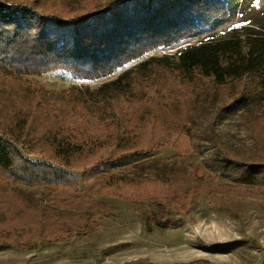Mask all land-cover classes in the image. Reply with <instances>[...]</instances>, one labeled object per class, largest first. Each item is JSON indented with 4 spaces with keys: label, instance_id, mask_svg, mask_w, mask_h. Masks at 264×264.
<instances>
[{
    "label": "rangeland",
    "instance_id": "obj_1",
    "mask_svg": "<svg viewBox=\"0 0 264 264\" xmlns=\"http://www.w3.org/2000/svg\"><path fill=\"white\" fill-rule=\"evenodd\" d=\"M226 1L230 9L226 17L93 80L77 78L62 68L19 74L0 58V110L6 111L0 118L2 124L25 117L42 129L49 126L68 132L75 127L85 137L91 130L96 132V127L91 128L85 116L74 114L61 93L74 86H89L96 92L106 86L85 103L101 122L137 123L136 129H130L134 133L147 124L143 135L154 125L162 134L174 132L173 140L151 155L101 169L92 181L83 178L84 169L50 159L47 154L52 148L47 143L37 149L20 146L26 158L44 161L77 177L85 203L75 206L74 201L71 206L52 198L51 189L57 186L48 182L26 184L11 179L10 187L20 189L31 201L29 205L39 207L40 212L46 210L57 220L88 219L90 227L88 234L39 242L31 248L0 243V264H264V172L255 176L250 169L241 168L249 164L264 169V91L246 85L244 80L218 86L198 75L187 78L175 69L179 51L185 46L208 39L264 34V0ZM7 2L32 3L43 13L58 10L72 16L83 10L103 9L106 0ZM152 58H167L170 66L154 68ZM128 69L137 70L136 82L114 90L110 83ZM245 89L252 97H242V105L228 106ZM30 129L23 127V131ZM100 153H82L79 161L90 162ZM142 160H165L166 170L161 169L158 176L170 182H188L193 173L197 188L160 204L103 192L110 176L126 177V184L134 178H156V174L135 167ZM6 180L0 173V194L6 193L7 189L1 188ZM118 184L121 187L123 183ZM18 203L0 198V219L18 212ZM96 212L113 214L96 218Z\"/></svg>",
    "mask_w": 264,
    "mask_h": 264
},
{
    "label": "trees",
    "instance_id": "obj_2",
    "mask_svg": "<svg viewBox=\"0 0 264 264\" xmlns=\"http://www.w3.org/2000/svg\"><path fill=\"white\" fill-rule=\"evenodd\" d=\"M39 9L32 3L0 0L2 61L19 74H43L62 68L77 78L90 80L112 73L153 48L169 46L230 14L226 0H106L103 9L83 10L72 16L58 10L43 13ZM150 65L167 68L170 62L167 58H152ZM175 69L187 78L198 75L211 79L218 86L244 80L246 85H253L262 92L264 34L208 39L185 46L179 51ZM136 72V69L124 71L110 86L116 91L131 86L136 82ZM105 87L96 92L89 86H74L61 93L62 99L69 101L74 114L85 116L87 124L96 127V132L91 130L85 137L75 127L68 132L49 126L42 129L25 117L21 118L23 121L16 118L14 123L0 122V173L7 177L1 182L4 184L1 188L7 190L0 194V198L19 201L18 212L7 213L5 219H0V243L31 248L39 242L62 241L88 234L90 227V222L84 218L54 219L46 210L40 212L39 207L29 205L31 201L22 195L20 189L10 187L8 181L11 179L26 184L48 182L57 186V189H51L52 198L71 206L74 201L75 206L85 203L77 177L44 161L26 158L20 146L37 149L47 143V147L52 148V153L47 154L50 159L66 167L84 169L83 178L92 181L101 169L110 170L149 156L173 140L174 132L162 134L156 125L143 135V127L147 124L139 127L140 132L134 133L130 129H136L137 123L101 122L85 103L89 97L104 92ZM242 97L252 95L245 89L241 97L235 98L228 106L242 105ZM3 115L6 116V111L0 110V118ZM23 127L31 129L23 131ZM136 133H140L139 136ZM91 152L101 153L90 162L79 161L80 154ZM136 164L135 167L157 177L134 178L126 184V177L110 176L103 192L160 204L179 194L188 195L197 188L193 173L189 175L190 180L183 183L159 177L158 172L166 170L165 160H142ZM251 166L245 164L241 168L250 169L255 176L264 172V169ZM88 167L92 168L88 170ZM118 182L123 183L121 187ZM111 214L113 212H96L93 216L104 218Z\"/></svg>",
    "mask_w": 264,
    "mask_h": 264
}]
</instances>
